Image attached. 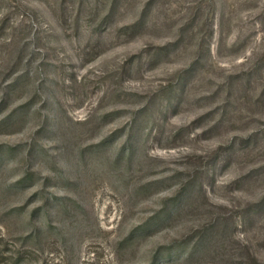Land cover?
Masks as SVG:
<instances>
[{"label":"rangeland","instance_id":"rangeland-1","mask_svg":"<svg viewBox=\"0 0 264 264\" xmlns=\"http://www.w3.org/2000/svg\"><path fill=\"white\" fill-rule=\"evenodd\" d=\"M0 264H264V0H0Z\"/></svg>","mask_w":264,"mask_h":264}]
</instances>
